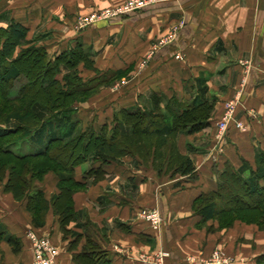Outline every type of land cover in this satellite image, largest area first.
Masks as SVG:
<instances>
[{
	"label": "crops",
	"instance_id": "crops-1",
	"mask_svg": "<svg viewBox=\"0 0 264 264\" xmlns=\"http://www.w3.org/2000/svg\"><path fill=\"white\" fill-rule=\"evenodd\" d=\"M120 1L0 0V25L14 19L27 28L26 39L44 45L50 54L80 42L90 47L99 74L122 71L76 104L82 125L110 124L112 112L121 108H149L151 93L161 98L162 107L173 93L187 98L204 87V97L214 101L209 124L175 137L196 176L158 175L149 160L131 155L101 164L102 176L94 181L85 178L83 190L72 196L76 214L65 226L67 233L50 211L44 224L34 227L23 206L0 187V224L21 243L12 252L0 240V264H32L31 235L54 248L51 264H74L72 254L82 250L86 233L100 252L97 264H155L156 250L168 253L163 264H202L214 247L221 248L229 264H264L259 259L264 253V227L236 221L215 229V221L201 224L191 209L194 197L215 188L216 172L226 165L238 169L242 160L254 165L256 150L264 151V0H167L115 20L85 26L73 20L77 14ZM172 27V41L150 50ZM82 74L95 75L91 69H82ZM234 97L247 131L230 127L218 141L215 123L223 103ZM90 166L89 161L77 165L75 178L83 180ZM41 186L46 198L56 191L53 176L48 192ZM149 207L159 212L157 231L137 216L140 208ZM208 224L213 229L207 230ZM76 234L80 236L75 240Z\"/></svg>",
	"mask_w": 264,
	"mask_h": 264
},
{
	"label": "trees",
	"instance_id": "trees-1",
	"mask_svg": "<svg viewBox=\"0 0 264 264\" xmlns=\"http://www.w3.org/2000/svg\"><path fill=\"white\" fill-rule=\"evenodd\" d=\"M26 32L27 28L12 18L0 25V181L3 192L14 201H24L34 227L42 226L50 211L57 216L60 230L67 233L65 226L76 214L73 194L83 190L85 178L94 181L102 176L101 164L124 155L149 160L158 175L195 178L194 165L188 155L178 151L175 137L209 124L214 101L204 97V87L187 98L173 93L162 107L161 98L151 93L149 108H121L112 112L110 124L82 125L76 104L122 71L99 74L89 46L76 42L50 54L44 45L26 39ZM32 68L36 73L30 74ZM82 69H91L95 75L84 77ZM25 139L37 146L34 152L20 155L7 148ZM86 161L91 166L84 171L83 180H78L74 169ZM47 172L52 173L56 188L48 198L36 185ZM216 179L214 189L191 201L198 222L215 221V229L231 227L236 221L263 228L264 151L256 150L254 165L246 160L238 169L226 165L216 172ZM206 229L213 227L208 224ZM79 236L76 234L75 240ZM90 236L86 233L82 250L72 254L74 264H97L100 252ZM0 240L10 245L12 252L21 246L20 239L1 224ZM259 259H264V253Z\"/></svg>",
	"mask_w": 264,
	"mask_h": 264
},
{
	"label": "built area",
	"instance_id": "built-area-1",
	"mask_svg": "<svg viewBox=\"0 0 264 264\" xmlns=\"http://www.w3.org/2000/svg\"><path fill=\"white\" fill-rule=\"evenodd\" d=\"M164 2L167 0H125L122 4L116 5L114 8H106L99 13V16L94 17L91 16L89 18H83L80 16H76V20L74 22L77 26H85L93 20L97 19H106L108 17L115 16L117 14L126 13L129 11H133L136 9H140L146 3L151 2ZM170 41V40H168ZM167 41V42H168ZM166 42V43H167ZM159 45H162L161 43ZM176 58H179L177 55ZM237 104L238 98H231L224 102L223 113L216 121L215 127V137L216 140H222L223 136L228 132L230 127L238 130L239 132L247 131L246 123L236 117L237 112ZM137 216L139 219L143 220L148 228L152 231H157L160 227V215L157 209L155 208H140L137 211ZM32 245H33V253H34V261L32 264H50L52 262L50 257L46 256V248L42 247L43 242H38L35 240L34 236H30ZM168 255L166 251L158 250L157 253H154L152 260L155 264H163V259ZM202 264H229V258L225 256L219 248H215L209 254V256L205 259L201 260Z\"/></svg>",
	"mask_w": 264,
	"mask_h": 264
},
{
	"label": "rangeland",
	"instance_id": "rangeland-1",
	"mask_svg": "<svg viewBox=\"0 0 264 264\" xmlns=\"http://www.w3.org/2000/svg\"><path fill=\"white\" fill-rule=\"evenodd\" d=\"M125 0H121L120 1V3H118V4H111V5H107V6H104L103 8H98V9H96V10H93V11H91L90 13H88V14H85V15H75L74 17H73V20H76V16H80V17H83V18H89V17H91V16H94V17H97V16H99V13L102 11V10H104V9H106V8H114L116 5H119V4H122L123 2H124ZM157 3H160V2H151V3H146V4H144V6L142 7V8H140L141 10L142 9H145V8H147V7H149V6H152L153 4H157ZM126 13H132L131 11H129V12H126ZM126 13H119V14H117V15H115V16H112V17H108V18H106V20H115V19H119V18H122L121 17V15H123V14H126ZM97 20H103V19H97ZM96 20H93L92 22H90V23H88V25L89 24H94V22H95ZM175 28H171L169 31H167L166 32V34H164L163 36H160L157 40H155L153 43H152V45H151V47H150V50L151 49H154L155 50V47L157 46V45H159L160 43L163 45V44H168V43H170L171 41H172V39H173V37H174V32H175V30H174ZM168 40H170V41H168ZM168 41V42H167ZM167 42V43H166ZM91 51L93 52L94 50H92L91 49ZM92 54V53H91ZM29 72H30V74L31 73H36V71L34 70V68H32L31 70H29ZM110 72H108V74H109ZM84 77H86V75H83ZM104 76H107V73L104 75ZM15 85H17V83L15 84ZM37 85H40V82L37 84ZM14 88V87H13ZM224 104V103H223ZM80 111V110H79ZM236 117L237 118H239L238 116H237V112H236ZM241 119V118H240ZM82 124V123H81ZM229 131V130H228ZM238 131V130H237ZM228 133V132H227ZM226 133V134H227ZM36 145L35 144H33L32 143V141L30 140V139H25V140H22V141H19V142H16V143H12V144H9L8 146H7V148L9 149V150H11L12 152H14V153H16V154H20V155H22V154H27V153H32V152H34L35 150H36ZM52 173L51 172H47V173H45L44 174V176H43V178L38 182V181H36V185H38L39 187H41L42 188V186L41 185H43V188L45 187V192H48L49 190H50V188H51V186H50V183L52 182ZM4 179V178H3ZM42 181H43V183H42ZM1 184H2V182L0 181V187H1ZM43 190V189H42ZM16 203H17V205H21V206H23V208H24V201H16ZM149 208H155V207H149ZM156 209V208H155ZM17 210V209H16ZM34 236V238H35V240H37L38 242H43L42 243V247H45L46 248V256L47 257H50L51 258V260H53L54 259V257H55V250H54V248H52V246L48 243V241L47 240H45V239H41V238H39V237H37V236H35V235H33ZM30 240H31V238H30ZM31 247H32V256H33V261H34V253H33V245H32V241H31ZM215 248H218V247H214L212 250H214ZM220 250H221V248H219ZM212 250L209 252V254L212 252ZM157 251L158 250H156L155 251V253H157ZM221 252L223 253V251L221 250ZM209 254L206 256V258L209 256ZM224 254V253H223ZM225 255V254H224ZM225 256H227V255H225ZM228 257V256H227ZM164 260V259H163ZM52 263V262H51ZM50 263V264H51Z\"/></svg>",
	"mask_w": 264,
	"mask_h": 264
}]
</instances>
